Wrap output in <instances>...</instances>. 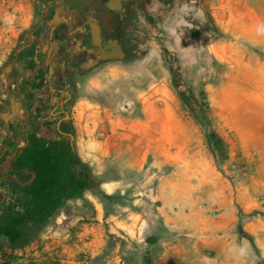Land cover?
<instances>
[{"label":"rangeland","instance_id":"1","mask_svg":"<svg viewBox=\"0 0 264 264\" xmlns=\"http://www.w3.org/2000/svg\"><path fill=\"white\" fill-rule=\"evenodd\" d=\"M178 2L158 27L126 20L123 60L66 70L64 140L98 185L0 242V264H264V34L246 0ZM36 3L0 0V81L39 26ZM213 131L227 153H212ZM19 143L0 131V174Z\"/></svg>","mask_w":264,"mask_h":264},{"label":"crops","instance_id":"2","mask_svg":"<svg viewBox=\"0 0 264 264\" xmlns=\"http://www.w3.org/2000/svg\"><path fill=\"white\" fill-rule=\"evenodd\" d=\"M34 1L37 2V14L41 17L39 26L31 32L8 66L11 71L6 72L7 67L4 69V79L0 81V113L7 114L3 117L5 125L0 126V131L21 143L16 148H4L2 154L18 152L33 133L43 137L47 132L52 139L61 138V112L68 109L71 100L70 92L63 88L64 80L68 78L66 61L79 58L81 40L87 34V25L93 18L97 20V17H101L111 35L114 33L111 44L114 51L120 48L118 35L125 26L120 16L103 10L109 0ZM246 2L256 22L255 31L264 34V0ZM68 71L71 72L72 68ZM10 115L13 118L6 122L5 118ZM69 115V123L75 124L76 115ZM12 158L13 155H10L1 160L7 165V170ZM104 185L110 187L111 183Z\"/></svg>","mask_w":264,"mask_h":264},{"label":"trees","instance_id":"3","mask_svg":"<svg viewBox=\"0 0 264 264\" xmlns=\"http://www.w3.org/2000/svg\"><path fill=\"white\" fill-rule=\"evenodd\" d=\"M72 131L69 123L61 130L60 139L46 140L30 134L26 145L11 154L9 171L0 174V187H6L2 182L7 181V188L12 192L11 196L0 198V242L17 246L27 228L47 225L66 200L80 199L85 192L97 187V178L89 165L81 160L71 143L64 140L65 135L72 136ZM208 141L213 154L217 150L227 153V144L215 131ZM8 156L3 153L1 160Z\"/></svg>","mask_w":264,"mask_h":264},{"label":"flooded vegetation","instance_id":"4","mask_svg":"<svg viewBox=\"0 0 264 264\" xmlns=\"http://www.w3.org/2000/svg\"><path fill=\"white\" fill-rule=\"evenodd\" d=\"M103 7V10L113 12L114 14L120 16L121 20H124L123 22H126L127 19L132 18L134 14H138L139 16H146L148 20L152 21L155 27H158V24L160 23L159 20L164 14L163 11L169 10L170 8L173 10L175 8L178 9L179 2L178 0H126L124 2L122 12L111 11L106 7V5ZM150 12L151 15L149 16ZM97 21L101 27V44L99 46L93 45L90 27L87 25L88 32L81 40L79 58L77 60H73L72 62L66 61L68 70L70 68H77L76 70H85L87 73L96 70L103 64L123 60L127 56V52L124 48V41L120 42V48H118L115 53L114 47L111 45L115 36L111 35L109 29L102 22L103 20L101 17H97ZM115 54L120 56V59H113L114 56H116ZM80 67L82 69H80ZM66 113H68L66 109L62 110L61 112L60 124L62 125V129L69 124V120H67L65 117Z\"/></svg>","mask_w":264,"mask_h":264},{"label":"water","instance_id":"5","mask_svg":"<svg viewBox=\"0 0 264 264\" xmlns=\"http://www.w3.org/2000/svg\"><path fill=\"white\" fill-rule=\"evenodd\" d=\"M125 1L126 0H109L106 3V7L111 11L122 12L123 11V5H124ZM89 27H90V31H91V35H92V39H93V45L99 46L101 44V27L95 18H93L89 22ZM116 51L117 50H115V52ZM113 59H120V56H115ZM9 71H11V68L7 67L6 72H9ZM65 117L67 120H69L70 119L69 113H66ZM10 118H13V115L6 117L5 118L6 122ZM71 139L73 140V136H71Z\"/></svg>","mask_w":264,"mask_h":264}]
</instances>
